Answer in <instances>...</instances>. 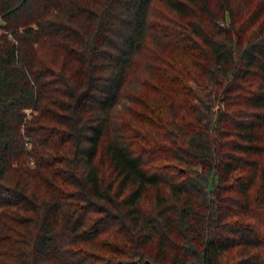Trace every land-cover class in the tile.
<instances>
[{"label": "trees", "instance_id": "16d2710c", "mask_svg": "<svg viewBox=\"0 0 264 264\" xmlns=\"http://www.w3.org/2000/svg\"><path fill=\"white\" fill-rule=\"evenodd\" d=\"M158 6L0 0V264H264V0Z\"/></svg>", "mask_w": 264, "mask_h": 264}, {"label": "rangeland", "instance_id": "374dc122", "mask_svg": "<svg viewBox=\"0 0 264 264\" xmlns=\"http://www.w3.org/2000/svg\"><path fill=\"white\" fill-rule=\"evenodd\" d=\"M152 5H153V7H156L158 10H160V8L158 6V0H152ZM231 254H232V252H231Z\"/></svg>", "mask_w": 264, "mask_h": 264}, {"label": "water", "instance_id": "95a60500", "mask_svg": "<svg viewBox=\"0 0 264 264\" xmlns=\"http://www.w3.org/2000/svg\"><path fill=\"white\" fill-rule=\"evenodd\" d=\"M145 264H150L149 262L145 261Z\"/></svg>", "mask_w": 264, "mask_h": 264}]
</instances>
